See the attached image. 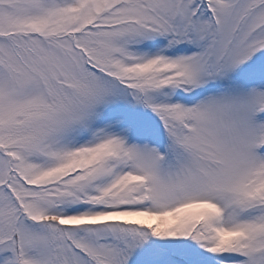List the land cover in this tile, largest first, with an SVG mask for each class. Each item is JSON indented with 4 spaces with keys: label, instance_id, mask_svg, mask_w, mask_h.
Masks as SVG:
<instances>
[{
    "label": "snow or ice",
    "instance_id": "1",
    "mask_svg": "<svg viewBox=\"0 0 264 264\" xmlns=\"http://www.w3.org/2000/svg\"><path fill=\"white\" fill-rule=\"evenodd\" d=\"M0 264H264V0H0Z\"/></svg>",
    "mask_w": 264,
    "mask_h": 264
}]
</instances>
